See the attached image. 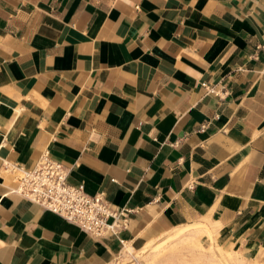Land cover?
Returning <instances> with one entry per match:
<instances>
[{
	"label": "crops",
	"instance_id": "obj_1",
	"mask_svg": "<svg viewBox=\"0 0 264 264\" xmlns=\"http://www.w3.org/2000/svg\"><path fill=\"white\" fill-rule=\"evenodd\" d=\"M262 44L264 0H0V264H139L179 229L264 264ZM45 149L127 227L10 193Z\"/></svg>",
	"mask_w": 264,
	"mask_h": 264
},
{
	"label": "built area",
	"instance_id": "obj_2",
	"mask_svg": "<svg viewBox=\"0 0 264 264\" xmlns=\"http://www.w3.org/2000/svg\"><path fill=\"white\" fill-rule=\"evenodd\" d=\"M258 49L264 55V44ZM5 170L13 184L10 193L39 204L91 236H116L128 225L125 209L115 207L102 193H87L83 184L69 183V168L54 159L48 149L33 168L13 163L7 164Z\"/></svg>",
	"mask_w": 264,
	"mask_h": 264
},
{
	"label": "rangeland",
	"instance_id": "obj_3",
	"mask_svg": "<svg viewBox=\"0 0 264 264\" xmlns=\"http://www.w3.org/2000/svg\"><path fill=\"white\" fill-rule=\"evenodd\" d=\"M205 228V227H204ZM208 234L210 241L205 244L202 237ZM194 237V238H193ZM165 243V244H164ZM160 249L149 254L142 252L132 253L131 249L126 250L127 254L136 256L137 253L142 256L138 258L139 264H238L236 254L225 252L219 246L209 231H202L197 236L194 232H189L179 239L167 240ZM217 247H216V246ZM218 248L222 251L225 261L219 256ZM128 258V257H127ZM135 258V257H134ZM129 259V258H128ZM132 259V258H131ZM131 259L125 260L126 264H133ZM130 261V262H129ZM123 260L119 262L122 263ZM135 262V260H134ZM137 264V263H136Z\"/></svg>",
	"mask_w": 264,
	"mask_h": 264
},
{
	"label": "bare ground",
	"instance_id": "obj_4",
	"mask_svg": "<svg viewBox=\"0 0 264 264\" xmlns=\"http://www.w3.org/2000/svg\"><path fill=\"white\" fill-rule=\"evenodd\" d=\"M189 232H194V234L197 236L198 234H201L202 229H200V230L199 229L191 230V231H188V232H183V229H179V230L172 231V232L168 233L162 240H159L157 242H150L149 244H147L146 247H144L142 250H140L139 253L142 252L143 254H149V253H152L154 251H157L158 249L161 248V246H162V244L164 242H167V240L179 239L182 236H184L185 234H189ZM125 249H128V245L125 247ZM139 253H137V255L134 256L135 257L134 258L135 260H138V258L140 256H142V254L140 255ZM218 254L221 257V260L223 259L225 261L224 255H223L222 251L219 250V248H218Z\"/></svg>",
	"mask_w": 264,
	"mask_h": 264
}]
</instances>
